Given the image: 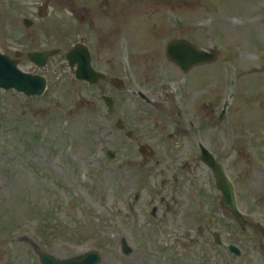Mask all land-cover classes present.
Returning <instances> with one entry per match:
<instances>
[{
  "label": "rangeland",
  "instance_id": "374dc122",
  "mask_svg": "<svg viewBox=\"0 0 264 264\" xmlns=\"http://www.w3.org/2000/svg\"><path fill=\"white\" fill-rule=\"evenodd\" d=\"M41 4L47 12L39 11ZM23 17L34 25L25 26ZM83 31L97 50L98 66L110 68L121 58L119 48L128 47L139 85L159 79L158 96L148 94L161 104L149 113L125 102L126 112L105 117L101 93L116 90L121 100L128 84L123 90L103 81L92 85L60 65ZM182 37L216 49L217 58L183 72L164 52L168 41ZM18 41L24 50L47 44L62 52L47 65L48 93L0 94V264H41L34 245L59 259L99 249V264H234L233 253L212 244L209 233L195 243L188 238L193 224H206L211 216L205 209L216 207L221 196L211 169L193 163L197 152L190 149L201 141L218 151L251 214L247 219L264 225V0H0V49L13 57ZM21 67L38 69L26 57ZM208 98L212 104L204 107ZM225 101L221 123L217 114ZM151 115L161 122L152 131ZM118 117L135 136L160 135L163 144L148 159H160L161 167L124 163L126 155L137 154ZM109 147L116 149V159L105 154ZM183 159L192 163L186 171L179 167ZM172 165H178L179 181L152 195L149 185L159 174L161 182L162 169L167 176ZM170 185L178 196L171 200L174 210L163 215L158 199ZM153 206L157 217L150 213ZM219 217L214 216L216 230ZM233 220L230 214L231 228ZM123 236L133 247L129 253L122 251ZM165 238L170 242L161 248ZM238 239L243 253L237 264H264V252L256 248L264 238L255 226Z\"/></svg>",
  "mask_w": 264,
  "mask_h": 264
},
{
  "label": "water",
  "instance_id": "95a60500",
  "mask_svg": "<svg viewBox=\"0 0 264 264\" xmlns=\"http://www.w3.org/2000/svg\"><path fill=\"white\" fill-rule=\"evenodd\" d=\"M57 52L58 50L34 51L28 53V56L31 60L42 66L47 61L49 55ZM166 54L171 61L179 65L184 72H187L195 65L214 61L217 58L218 52L213 48L208 50L198 48L194 42L186 38H178L167 44ZM76 55L83 56V61L76 71V77L81 78L83 77L81 74L85 73L87 75L86 78L91 80V82L98 81L102 74L93 70L90 64V54L85 44L80 42L74 45V48L70 52V56L72 58V56ZM71 58L70 61L73 63ZM17 63V60L10 58L6 54L0 53V90L16 89L23 91L27 95L42 94L46 88L45 77L25 72L18 67ZM202 159L211 166L215 172L217 185L224 194V206L229 207L237 214L234 204L233 186L223 173L220 165L215 162L213 156L204 148ZM124 245L125 251L128 252V246L126 243ZM35 252L38 254L42 264H98L102 260V255L97 250H89L64 259L56 258L39 246H35Z\"/></svg>",
  "mask_w": 264,
  "mask_h": 264
},
{
  "label": "flooded vegetation",
  "instance_id": "af4514ba",
  "mask_svg": "<svg viewBox=\"0 0 264 264\" xmlns=\"http://www.w3.org/2000/svg\"><path fill=\"white\" fill-rule=\"evenodd\" d=\"M47 7L48 5L45 4L44 6L41 4L39 6V11H45L47 12ZM36 8V7H35ZM37 9H35V11H37ZM29 37V36H27ZM64 57H65V54H64ZM66 59V58H64ZM19 61L22 62V54H20V58H19ZM67 61V60H66ZM94 61H95V64L97 65V61H98V56H97V50L95 49V53H94ZM131 63H132V59H131ZM133 63H134V67L135 69L137 68L136 67V64H135V61L133 60ZM63 65V63H62ZM106 66V65H105ZM157 66V65H156ZM109 69L110 70H114V71H117L120 69L121 67V63H120V59L118 58L117 62L115 64H111L109 65ZM133 67V66H132ZM111 82H113L114 84H117L119 82H117L114 79H111ZM122 83V81L120 82ZM142 98V97H141ZM122 99H124V101H122ZM144 101L146 102H149V103H152L155 101H151V100H147V99H144L142 98ZM122 102V103H121ZM127 102L128 105H132L135 101L132 97H129V96H124L122 95L121 97V100L120 98L118 97V103H119V107L118 109L122 110L124 112H126V110L128 108H125L124 107V103ZM150 113V112H149ZM181 112H179L180 114ZM178 119V118H177ZM155 120L157 121V123H160L161 125V122L159 121V117H155ZM179 120V119H178ZM128 130H125V132H127ZM143 139H148V138H144L142 137ZM134 140H136L138 143L140 141V137H136L134 138ZM161 144H157L155 146V150L157 151V149L159 148ZM136 146L137 144H131V148L134 152V154H137V156H134L132 153L131 154V158L133 159H128L126 161V164H130L131 162L134 163V165L136 166V168H154V167H157L158 165L156 164L159 163L161 160L160 159H153V160H150L148 159V155H146L145 157H143L136 149ZM140 146V144H139ZM196 147H199V143H197L196 145H194V150L196 149ZM147 150V153L151 150L150 148H146ZM191 149V151H194ZM216 154L218 155V157H220V155L217 153V151H215ZM138 158H143V159H140V160H137ZM199 159V155L197 156V159L194 160L195 164L197 163H203V161L201 162V159ZM120 161L117 163V166L118 167H121L122 165L119 164ZM151 163L153 164L151 165ZM188 163L189 164H192L190 161L188 162H185L184 164L180 165V169L181 171H186L188 169ZM124 164V163H123ZM198 168V167H196ZM199 169V168H198ZM168 172H171V175H170V178L172 179V181H170L169 179V175L166 176V173L165 172H162L163 174V177L161 179V183H160V186L163 188H165L166 185H169L170 183L172 184H175L179 181V175H178V166H173L171 167V169H169ZM160 180V174L158 175V178H157V182H155L154 184L151 183V185H149L150 189H151V194L152 195H156L160 192L161 188H155L157 186V183L159 182ZM148 186V185H147ZM165 192V195H163L162 197H160V204H161V211H162V214L163 215H166L167 213H171L173 210H174V207L172 206V203H171V200H174L177 198L178 196V193H177V189H175L174 185H170L167 189L164 190ZM221 193V192H220ZM136 194L139 195V192H137ZM187 195H190V196H193V193L192 194H189L187 193ZM238 202L239 204L241 205V208L242 210L245 212L248 210L247 208H243L241 202L239 201L238 199ZM129 206H131V208L133 209L132 205L129 203ZM197 210L199 212H201L203 210L202 207H196ZM157 209L158 207L156 206H153L152 207V213H154V215L156 214L157 215ZM210 215L211 217L206 219V224H193V226L189 229V236L188 238L190 239L191 242L195 243L199 238H201L205 232L209 233L210 235L208 236V238L211 241V243L213 244L214 242V245L218 246V247H224L226 246V250L230 251L231 253H233V260H234V264H237L238 262V257L241 256V252L240 253H236V251H232L230 248H229V243L232 242L234 243L235 245H237L238 247H240V241L238 239L239 236H243L244 238V235H245V232H246V225L247 223H244V224H241L237 221V219L233 216V214L225 207H223L222 205V193H221V196H219L217 198V206L214 207L212 204H210L206 209H205V213L204 215L207 216V215ZM216 214H219V220L221 221V227H220V230H216L217 229V226L214 224V216ZM230 214H232V216L234 217V220H233V224H234V227L231 228V223L228 221V218L230 216ZM249 225H254V224H249ZM206 238V239H208ZM243 240V239H242ZM176 242H179V241H176ZM236 255V256H235ZM229 264H232V263H229Z\"/></svg>",
  "mask_w": 264,
  "mask_h": 264
}]
</instances>
